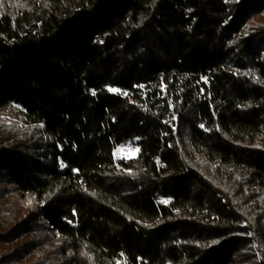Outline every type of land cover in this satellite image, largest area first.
Here are the masks:
<instances>
[{
  "label": "trees",
  "instance_id": "16d2710c",
  "mask_svg": "<svg viewBox=\"0 0 264 264\" xmlns=\"http://www.w3.org/2000/svg\"><path fill=\"white\" fill-rule=\"evenodd\" d=\"M8 107L0 264H264V0H0Z\"/></svg>",
  "mask_w": 264,
  "mask_h": 264
},
{
  "label": "rangeland",
  "instance_id": "374dc122",
  "mask_svg": "<svg viewBox=\"0 0 264 264\" xmlns=\"http://www.w3.org/2000/svg\"><path fill=\"white\" fill-rule=\"evenodd\" d=\"M0 118L5 120L7 123H12L13 121H18V117L16 115V109L10 108L8 107L7 109L0 111ZM128 148H123L122 152L123 154H121V150H119L117 153H119V155H125L124 153L127 152ZM116 153V154H117ZM6 188L7 193L5 194V197L8 198V196L12 197L13 199L11 200V205L13 207V209H21L24 211H34L37 210V203L35 198L33 196L30 195H20L18 193H16L15 191L12 190V188L10 186H2V189ZM55 242H58V239H54Z\"/></svg>",
  "mask_w": 264,
  "mask_h": 264
},
{
  "label": "snow or ice",
  "instance_id": "6c2138e0",
  "mask_svg": "<svg viewBox=\"0 0 264 264\" xmlns=\"http://www.w3.org/2000/svg\"><path fill=\"white\" fill-rule=\"evenodd\" d=\"M109 91H111V92H118L119 90L118 89H109ZM93 94H95V93H93ZM124 95H127V93H124ZM249 235H251V233H249Z\"/></svg>",
  "mask_w": 264,
  "mask_h": 264
},
{
  "label": "built area",
  "instance_id": "2783aa9c",
  "mask_svg": "<svg viewBox=\"0 0 264 264\" xmlns=\"http://www.w3.org/2000/svg\"><path fill=\"white\" fill-rule=\"evenodd\" d=\"M122 149H123V148H121V149H118V151H119V150H121V154H123V152H122Z\"/></svg>",
  "mask_w": 264,
  "mask_h": 264
}]
</instances>
